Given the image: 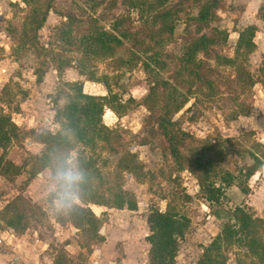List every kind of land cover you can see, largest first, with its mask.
Masks as SVG:
<instances>
[{"label": "trees", "instance_id": "1", "mask_svg": "<svg viewBox=\"0 0 264 264\" xmlns=\"http://www.w3.org/2000/svg\"><path fill=\"white\" fill-rule=\"evenodd\" d=\"M19 2L30 8L24 11L20 21H5L6 33L18 43L15 47L9 45V49L15 54L32 49L37 56H45L53 64L57 79L74 61L79 76L85 81L101 83L106 91V95H91L83 92L82 82L61 81L47 96L59 129L53 133L48 130L40 133L38 140L43 150L31 156L36 171L49 170L48 182L53 187L49 176L67 158L70 150H77L75 161L84 173V181L79 188L78 202L66 215L81 238H100L99 219L89 205L136 209L134 196L121 188L120 178L127 173L142 180L143 166L137 152L123 151L114 172L106 174L103 167L107 160L101 159L100 153H116L125 141L132 139V135L121 128L106 127L101 118L105 108L121 115L127 110L128 103H133L130 97L121 102L118 95L119 90L120 93L123 90L121 78L124 72L139 63L147 74L148 83L139 104L147 111L141 128L150 136L136 144L160 148L163 158H169L166 169L174 173L173 181L179 172L186 171L195 178L198 191L206 202H218L223 188L235 178L221 165L225 153L215 148L209 139L194 137L183 130L178 126L180 118L173 120V116L190 99L192 102L185 110L199 112L201 108L215 106L226 121L248 114L244 97L258 80L244 65L248 54L255 49V25H246L240 30L232 27L237 38L232 54L228 55L221 53L227 31L210 25L215 12L225 6L224 0H176L175 3L172 0H16L10 7L18 8ZM184 2L198 5L197 14L190 15ZM119 7L123 12L115 14ZM263 9L264 4L257 10L261 18ZM132 11L137 13L136 20L130 18ZM49 12L60 20L52 27V41L43 47L37 39V31ZM105 17H109V21L103 25L101 22ZM134 20L136 26L132 29ZM179 20L184 23V36L171 51H166L165 41ZM98 64L105 70L96 76ZM219 67L233 70L223 75ZM43 73L44 70H34L38 78ZM260 81L264 82V70ZM17 136L10 116L0 110V170L3 173L8 170L18 173L12 162L2 159L7 146ZM257 146L262 149L260 155H252V164L237 170L242 172V181L236 186L243 194L248 192L246 180L264 159V144L257 143ZM104 183L113 186L102 190ZM183 197L189 199L186 193ZM169 202L163 212L150 209L145 217L147 264H176L178 244L188 219L173 212ZM39 213L29 199L18 194L3 205L0 217L8 228L21 234ZM225 215L229 220L223 223L193 264H227L226 252L234 246L237 247L233 253L235 264H264V221L240 206ZM51 264L74 263L65 250L59 248Z\"/></svg>", "mask_w": 264, "mask_h": 264}, {"label": "rangeland", "instance_id": "2", "mask_svg": "<svg viewBox=\"0 0 264 264\" xmlns=\"http://www.w3.org/2000/svg\"><path fill=\"white\" fill-rule=\"evenodd\" d=\"M8 1L9 11L0 12V110L10 116L18 136L13 138L7 146L2 159L12 162L17 167L18 173L13 174L11 170L3 173L0 170V210L6 202L20 194L29 199L41 213L31 219L29 226L21 234L8 228L0 217V250H5L10 245L6 239L11 235H23L25 242H30V247L37 249L44 247L43 256L50 262L56 250L63 248L74 264H147L148 245L144 236L148 233V229L145 217L150 209L163 212L166 203L170 200L172 211L188 219V225L178 244L175 263L193 264L201 255L202 249L220 231L223 223L229 220L225 213H230L235 207L234 201H231L233 197L231 193L224 194L226 192L223 191L218 202H206L198 191L195 178L188 172L181 171L175 180H172L174 173L166 169V160L168 161L169 158L166 160L163 158L160 148L153 149L148 145L136 144L143 137L150 136L148 131H143L141 128L147 111L139 104L148 89L147 74L141 63L125 71L121 78L123 90L121 93L119 90L118 97L123 103L130 97L133 103H128L127 110L121 115L105 108L101 118L106 127L121 128L132 135L130 141L123 143L122 149L116 153L102 151L100 158L107 160L103 167V172L106 174L114 172L115 163L123 151L137 152L138 160L143 166L142 180L139 181L127 173L122 174L120 178L121 188L134 196L136 209L118 210L103 206L100 208L101 212L96 205H89L99 219V239L81 238L77 229L68 221L66 213L52 211L53 187L48 182L49 170L36 171L32 165L31 156L43 150V145L38 140L40 133L45 130L53 133L59 129L58 123L53 118V110L47 96L56 90L61 81H79L83 85L85 80L83 76L78 75L74 61L60 73L57 79L56 72L52 68L53 64L45 56H37L32 49L23 54L21 51L15 54L9 49V45L12 44L15 47L18 43L11 40L6 33L5 21L7 19L20 21L24 11L29 9L30 5L24 6L19 2L18 8H14L10 7V3L16 0ZM172 2L175 3L176 0ZM184 5L190 15L197 14L198 5H191L190 2H184ZM223 8L215 12L210 25L227 31L226 44L221 53L231 55L236 36L231 33L232 17L223 16L227 7ZM121 12H123L121 7L115 10V14ZM130 18L136 20L137 13L132 11ZM59 20L58 16L49 12L44 24L38 29L37 39L43 47H47V44L52 41V27ZM135 20L131 25L132 29L136 26ZM108 21L109 17H105L101 23L106 25ZM183 27L182 20L175 22L172 34L165 41L166 51H171L181 41L184 36ZM244 66L257 78L258 81L255 84L263 83L260 80L263 76L264 64L253 52L248 54ZM37 68L44 70L40 78L34 74ZM104 70L103 65L98 64L96 76L102 74ZM232 70L231 67H219L223 75L232 73ZM164 76L167 77V74ZM252 88L253 86L249 88L244 97L249 109ZM219 89L222 91L223 86L219 85ZM82 90L91 95H106L102 84L97 82L87 81V84L82 86ZM191 102L192 99L173 116V120L179 117L178 126L183 130L194 137L209 139L215 148L225 153L223 160L228 161L230 167L231 164L234 166L237 157L239 159L252 157L251 151L260 155L262 149L257 146L258 142L251 138L250 131H240L233 136L224 137L222 133L228 121L223 119L221 112L215 106L201 108L199 112L185 110ZM147 128L149 126L145 127ZM139 130L142 131L138 133ZM76 153V149L70 150L67 158H76ZM98 167L101 166L98 164ZM242 167L244 166L240 169ZM235 171L232 183L234 182L236 186V183L242 181V172ZM115 183L116 180L113 184ZM216 184H218L217 180ZM111 186H113L111 183H104L100 189L104 190ZM184 193L189 195V199L183 197ZM242 208L253 215L249 209ZM261 219L264 221V218ZM11 239L13 240V237ZM234 251H237L236 246L226 252L227 264H235Z\"/></svg>", "mask_w": 264, "mask_h": 264}, {"label": "crops", "instance_id": "3", "mask_svg": "<svg viewBox=\"0 0 264 264\" xmlns=\"http://www.w3.org/2000/svg\"><path fill=\"white\" fill-rule=\"evenodd\" d=\"M8 2V0H0V12L6 13V11H9ZM224 2L227 9L224 11L223 16L232 17L231 24L236 30H240L246 25H255L256 31L253 38L255 50L253 54L258 57L259 61L262 60L264 64V21L262 20V18L264 19V9L262 10V18L257 15V10L264 4V0H224ZM231 33L237 38L235 31L231 30ZM250 106L246 116H239L224 125L225 131L222 136L230 137L240 131H250L253 140L255 139L258 143L264 144V82L253 85ZM251 153L257 156L256 153L252 151ZM241 158L237 157V161L234 162V166L231 164V167L228 161L223 160L222 166L234 175L235 170H238L241 166L252 164L250 156ZM246 187L248 192L243 194L233 182L223 188V191L226 192L224 194H227V192L232 194L231 196L234 199L232 198L231 201H234V206L245 207L254 216L264 218V159L261 165L246 180ZM96 206L100 211L102 210L100 208L103 206ZM6 240L10 242V245L5 250H0V264H51L50 260L43 256L44 247L38 249L30 247V242H25L23 235H11Z\"/></svg>", "mask_w": 264, "mask_h": 264}, {"label": "clouds", "instance_id": "4", "mask_svg": "<svg viewBox=\"0 0 264 264\" xmlns=\"http://www.w3.org/2000/svg\"><path fill=\"white\" fill-rule=\"evenodd\" d=\"M53 185L51 209L54 213H67L79 200V188L84 173L75 158H65L49 176Z\"/></svg>", "mask_w": 264, "mask_h": 264}, {"label": "water", "instance_id": "5", "mask_svg": "<svg viewBox=\"0 0 264 264\" xmlns=\"http://www.w3.org/2000/svg\"><path fill=\"white\" fill-rule=\"evenodd\" d=\"M87 84V81H83V85H86ZM92 85H94L93 83H92Z\"/></svg>", "mask_w": 264, "mask_h": 264}]
</instances>
